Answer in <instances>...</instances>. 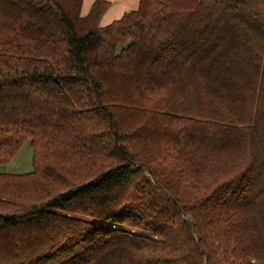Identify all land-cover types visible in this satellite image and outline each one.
Wrapping results in <instances>:
<instances>
[{"label":"trees","instance_id":"16d2710c","mask_svg":"<svg viewBox=\"0 0 264 264\" xmlns=\"http://www.w3.org/2000/svg\"><path fill=\"white\" fill-rule=\"evenodd\" d=\"M0 0V264H264V0Z\"/></svg>","mask_w":264,"mask_h":264},{"label":"crops","instance_id":"0c3cea01","mask_svg":"<svg viewBox=\"0 0 264 264\" xmlns=\"http://www.w3.org/2000/svg\"><path fill=\"white\" fill-rule=\"evenodd\" d=\"M94 0H82L81 14L85 15ZM108 1V6L104 12L100 15L99 25L104 26L109 24L115 19L120 18L125 12L136 9L139 0H106Z\"/></svg>","mask_w":264,"mask_h":264},{"label":"rangeland","instance_id":"374dc122","mask_svg":"<svg viewBox=\"0 0 264 264\" xmlns=\"http://www.w3.org/2000/svg\"><path fill=\"white\" fill-rule=\"evenodd\" d=\"M32 169V151L29 147L28 138L22 142L17 153L10 161L0 164V172L27 173Z\"/></svg>","mask_w":264,"mask_h":264}]
</instances>
